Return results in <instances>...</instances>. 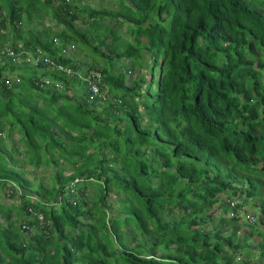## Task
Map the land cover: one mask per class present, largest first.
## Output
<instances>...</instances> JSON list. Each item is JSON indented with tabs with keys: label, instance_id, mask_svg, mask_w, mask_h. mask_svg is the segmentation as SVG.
Listing matches in <instances>:
<instances>
[{
	"label": "trees",
	"instance_id": "16d2710c",
	"mask_svg": "<svg viewBox=\"0 0 264 264\" xmlns=\"http://www.w3.org/2000/svg\"><path fill=\"white\" fill-rule=\"evenodd\" d=\"M111 1L0 0V264H229L251 252L235 210L264 214V0Z\"/></svg>",
	"mask_w": 264,
	"mask_h": 264
},
{
	"label": "rangeland",
	"instance_id": "374dc122",
	"mask_svg": "<svg viewBox=\"0 0 264 264\" xmlns=\"http://www.w3.org/2000/svg\"><path fill=\"white\" fill-rule=\"evenodd\" d=\"M75 1H77L78 3H80V4H88L90 7H97V6H99V5H102V6H108V7H113L114 5L112 4V1L111 0H75ZM44 23L45 24H47V25H51V21H49V19L48 18H46V17H44ZM77 29L78 30H81V31H85L86 30V25L85 24H77ZM123 30V28H118V31L120 32V31H122ZM74 51L76 52V55L74 56V57H76V59L78 60V59H84V60H88V58L85 56V55H83V53L81 52V51H79V49H77V47L76 46H74ZM74 51H72V49L70 48V49H68V52H67V55L68 56H70V57H72L74 54H72V52H74ZM77 62V61H76ZM99 65V64H98ZM126 65H125V62H121V63H119V62H117L116 63V65H115V69H114V71H116V70H118V69H120V68H126L125 67ZM128 69V68H127ZM142 71L145 73L146 72V70L145 69H142ZM36 73V71L34 70V74ZM145 74H147V73H145ZM37 75H38V72H37ZM136 75V72H135V69H132L131 71H130V74H128V76H127V78L128 79H126V81L124 82V83H128V82H130V80L134 77ZM5 76V75H4ZM145 77H147V75H145ZM7 79H9V80H11L12 79V77H10V76H7ZM27 80V79H26ZM3 134H4V132L2 133V136H3ZM18 134L17 133H14L13 134V136H12V140L13 141H17L18 140ZM24 168H26V173H25V176H26V178H28V179H30L33 175H35L37 172H39L40 170L38 169V171L36 170V169H33V168H30L28 165H25V166H23ZM45 176H48V174L47 173H50L51 174V172L49 171V169L48 168H46V169H44L43 170V172H42ZM45 181L46 182H48L47 181V177H45ZM89 192L87 193V195H89V196H94V194H95V191H94V188H93V185H92V183L91 184H89ZM18 192V191H17ZM1 193H4L3 191H1ZM90 199V198H89ZM110 199H114V197H113V195L111 194L110 195ZM0 202H4V203H6V204H8L9 202H13L14 204L16 203V201L15 200H10V199H7V196L5 197H0ZM259 203H260V198L259 197H256V198H254V199H248V200H246V201H244V203H243V206H244V204H246V209L248 210V211H250V212H252L255 216H256V222L255 223H257L258 222V220H259V218H260V216H263L262 214H261V211H260V206H259ZM243 206H242V209H243ZM259 206V207H258ZM113 210H115L114 208H112V209H110V210H108L109 211V213H113ZM220 210V208H219V206H217L216 207V212L218 213H214V215L213 216H216V218H214V219H217L220 215H222V212H218ZM223 215L224 216H226V215H228V214H225V213H223ZM229 216H230V214H229ZM240 220V219H239ZM255 224H253V227H255L254 226ZM238 226H240V230H239V234H243V235H245V237L247 238V239H245L244 240V242H242L241 244H240V251L243 253V252H245L246 250H248V246L250 247V250H251V252L250 253H246L247 255H244V256H242L243 254H241V255H238V259H235V261H237V260H243V259H248V261H250L251 260V256H252V254L253 253H257L258 252V248H257V243L259 242V241H262V240H264V239H261V237L257 234V231H261L262 230V228H263V230H264V227L263 226H261V227H259L257 224H256V227L257 228H255L254 230L252 229L251 231L249 230V228L245 225V223H244V221H240V222H238ZM207 228H209L210 226H206ZM228 228H227V230H230L231 229V227H230V225H228L227 226ZM248 233H249V235H248ZM130 235V233L128 234V235H125V239H126V241L128 242L129 241V238H128V236ZM234 255H235V253H234Z\"/></svg>",
	"mask_w": 264,
	"mask_h": 264
},
{
	"label": "built area",
	"instance_id": "2783aa9c",
	"mask_svg": "<svg viewBox=\"0 0 264 264\" xmlns=\"http://www.w3.org/2000/svg\"><path fill=\"white\" fill-rule=\"evenodd\" d=\"M4 52L5 55L10 56V61L12 62H25V63H30V65H37L38 63L45 64L46 68L48 69H56L58 71H63L64 74L73 76L75 74H78L74 70H72L69 67H64L60 63H56L53 59L47 58L41 55V52L38 49H35L33 53L31 52H24V53H14L10 49H5L2 51ZM16 54V55H15ZM20 55V57L18 56ZM41 87H48L51 82L48 79H42ZM101 79L98 73L93 72L91 74L90 79L87 78V83H86V90H87V99L91 100L94 98H101L102 97V85H101ZM57 85V83H56ZM82 181L80 178H75L73 180V184L71 185L72 189L75 188V185L77 182ZM248 221H253V217L249 214H245L244 216ZM38 219H41V216L38 214L37 215ZM24 228H27L26 225H23Z\"/></svg>",
	"mask_w": 264,
	"mask_h": 264
},
{
	"label": "clouds",
	"instance_id": "9594fccd",
	"mask_svg": "<svg viewBox=\"0 0 264 264\" xmlns=\"http://www.w3.org/2000/svg\"><path fill=\"white\" fill-rule=\"evenodd\" d=\"M71 68V67H70ZM71 77V76H70ZM229 204L230 205H233V201L232 202H229ZM242 206H243V204H241L240 203V207L239 208H237L235 211H236V213L238 214V218L240 219V221H244V222H247V223H253V222H256V216L252 213V212H250V211H248L245 207H246V204H244V206H243V209H242ZM217 213V212H216ZM218 214V213H217ZM245 214H249V215H251L252 217H253V221H248L244 216H245ZM27 229V228H26ZM239 257L238 256H236V257H234L233 259H232V262L231 263H229V264H249V263H246V262H244L243 260H237V261H235V259H238ZM219 264H225V263H219Z\"/></svg>",
	"mask_w": 264,
	"mask_h": 264
},
{
	"label": "crops",
	"instance_id": "0c3cea01",
	"mask_svg": "<svg viewBox=\"0 0 264 264\" xmlns=\"http://www.w3.org/2000/svg\"><path fill=\"white\" fill-rule=\"evenodd\" d=\"M7 49V48H6ZM5 50V49H4ZM4 50H2V51H4ZM11 50V49H10ZM32 53V52H31ZM78 73V72H77ZM17 75V73H12L11 75H10V77L11 76H16ZM66 75V74H65ZM66 76H68V77H70L69 75H66ZM57 86H60L59 84H57ZM51 86L49 85L48 87H46L45 89L47 90L48 88H50Z\"/></svg>",
	"mask_w": 264,
	"mask_h": 264
}]
</instances>
